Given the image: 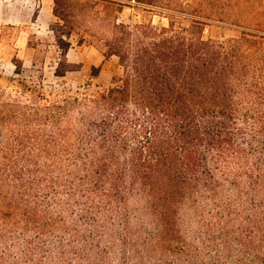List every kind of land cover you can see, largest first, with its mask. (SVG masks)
Returning a JSON list of instances; mask_svg holds the SVG:
<instances>
[{
	"label": "trees",
	"instance_id": "obj_1",
	"mask_svg": "<svg viewBox=\"0 0 264 264\" xmlns=\"http://www.w3.org/2000/svg\"><path fill=\"white\" fill-rule=\"evenodd\" d=\"M201 19L115 23L119 86L3 106L0 264H264V20L219 41Z\"/></svg>",
	"mask_w": 264,
	"mask_h": 264
},
{
	"label": "rangeland",
	"instance_id": "obj_2",
	"mask_svg": "<svg viewBox=\"0 0 264 264\" xmlns=\"http://www.w3.org/2000/svg\"><path fill=\"white\" fill-rule=\"evenodd\" d=\"M77 1L71 3V17L65 25L59 21L58 27L54 17L48 28H39L28 18L12 26L8 24L2 30L0 112L7 111L3 106L16 109V106L31 105L26 99L29 96L56 101L82 95L96 96L119 86L124 71L118 58L109 55L108 50L115 23H122L131 30L138 24L160 29L171 17L177 25L187 26L185 19L206 13L211 19H201L204 23L202 39L222 41L239 36L240 28L232 24L255 29L256 22L264 20V0H178L180 9L175 10L181 12L174 13L161 7H153V12L145 11L133 0ZM38 103L42 101L35 104L39 106ZM7 125L0 127V144ZM9 128L14 130L16 126L9 125ZM2 211L0 208V213ZM1 224L0 221V228Z\"/></svg>",
	"mask_w": 264,
	"mask_h": 264
},
{
	"label": "crops",
	"instance_id": "obj_3",
	"mask_svg": "<svg viewBox=\"0 0 264 264\" xmlns=\"http://www.w3.org/2000/svg\"><path fill=\"white\" fill-rule=\"evenodd\" d=\"M52 5L53 0H0V34L8 24L12 26L28 18L39 28H48L54 18Z\"/></svg>",
	"mask_w": 264,
	"mask_h": 264
}]
</instances>
